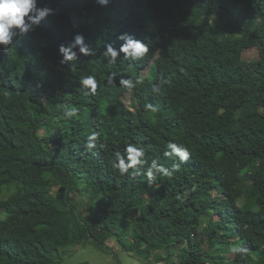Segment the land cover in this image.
<instances>
[{
    "label": "trees",
    "instance_id": "obj_1",
    "mask_svg": "<svg viewBox=\"0 0 264 264\" xmlns=\"http://www.w3.org/2000/svg\"><path fill=\"white\" fill-rule=\"evenodd\" d=\"M38 7L54 14L0 46V264H61L70 246L109 251V237L153 255L149 264H264V0H38ZM122 33L145 41L149 53L107 63L105 45L119 48ZM76 34L95 55L62 64L58 47ZM249 48L254 64L243 58ZM150 62L155 74L141 75ZM89 74L95 96L80 86ZM121 77L143 84L128 91ZM149 103L158 111L145 110ZM73 107L78 116L66 119ZM92 132L98 138L88 150ZM168 141L192 155L149 184L143 173L153 159L168 168L176 162L164 156ZM128 143L146 151L136 176L111 166ZM234 241L247 253H230Z\"/></svg>",
    "mask_w": 264,
    "mask_h": 264
},
{
    "label": "clouds",
    "instance_id": "obj_2",
    "mask_svg": "<svg viewBox=\"0 0 264 264\" xmlns=\"http://www.w3.org/2000/svg\"><path fill=\"white\" fill-rule=\"evenodd\" d=\"M97 3L101 6H107L109 0H97ZM52 14H54L52 8L38 7V0H0V46L8 48L13 45L14 38L23 37L25 34L35 31L41 21ZM117 40L123 41L119 48L114 47L112 43L105 45L102 56L107 63L115 64L121 54L126 60L138 61L149 53V45L145 41L136 39L128 33L120 34L117 36ZM58 51L62 56V64L78 60L79 55H95L94 49L89 47L82 34H76L67 45L60 44ZM115 78V74H110L107 83L114 84L116 82ZM141 84H143V79L140 77L135 79L121 77L119 79V85L128 91H132L137 85ZM161 84H171V80L162 78ZM80 86L85 90V95L95 96L99 85L96 76L89 74L80 79ZM154 91H159V88L154 89ZM145 110L154 113L158 111V107L149 103L145 105ZM78 112L77 108H66L63 115L66 119H73L78 116ZM97 138L98 134L92 132L85 143L86 149H94ZM165 149L164 156L176 162L172 164L171 168H168L153 159L146 172L143 173L148 178L149 184L155 180L157 175L171 177L175 172H179L181 164L187 162L192 155L189 148L183 143L168 141ZM145 156L144 147L128 143L123 153L119 151L115 153L111 166L121 176L128 174L130 169L132 170L131 174L136 176L141 174L143 166L148 164ZM228 251L232 254H246L248 249L243 244L237 243L230 245Z\"/></svg>",
    "mask_w": 264,
    "mask_h": 264
},
{
    "label": "rangeland",
    "instance_id": "obj_3",
    "mask_svg": "<svg viewBox=\"0 0 264 264\" xmlns=\"http://www.w3.org/2000/svg\"><path fill=\"white\" fill-rule=\"evenodd\" d=\"M255 52L253 48L246 49L243 53V58L248 61L249 64H254L256 60L254 56ZM245 73L249 75L250 71L246 70ZM154 74L155 70L152 62L141 72V75L148 77H152ZM128 98L129 95H126L124 101L130 105ZM6 194L7 191L5 190L2 196ZM213 195H215V193L202 195L199 197V200L201 202H207ZM202 225H204V223ZM191 242L192 236L190 235L187 237L185 244L178 246L177 251L173 255L174 258L176 259L179 255L184 254L187 251V245ZM106 243L109 246V251L97 248L92 243L67 247L65 250H69V252L63 257L61 264H149L154 260V256H150L146 254V252L138 253L136 251L125 250L124 246H122L115 237H109ZM237 243H239V241H234V244Z\"/></svg>",
    "mask_w": 264,
    "mask_h": 264
}]
</instances>
